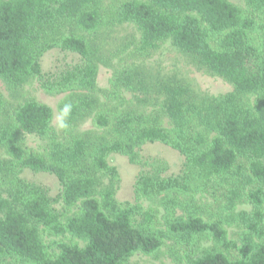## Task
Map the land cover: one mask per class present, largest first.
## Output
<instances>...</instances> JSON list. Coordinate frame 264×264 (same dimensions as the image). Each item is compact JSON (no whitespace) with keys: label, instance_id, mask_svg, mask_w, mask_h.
<instances>
[{"label":"trees","instance_id":"16d2710c","mask_svg":"<svg viewBox=\"0 0 264 264\" xmlns=\"http://www.w3.org/2000/svg\"><path fill=\"white\" fill-rule=\"evenodd\" d=\"M244 2L248 12L227 0H126L111 9L99 0H0V81L11 90L35 81L49 94H66L59 108L63 121L77 125L91 117L94 127L66 130L59 139L50 107L33 98L9 104L0 92V264H126L166 242L183 250L186 264H264V0ZM122 24L139 34L131 63L112 67L110 90L98 91L100 51L88 37ZM167 42L233 91L200 96L178 82L152 84L137 64ZM52 50L73 60L44 72L41 60ZM124 92L159 95L162 114L130 111ZM245 96L255 97L253 109L242 104ZM21 135L49 140L47 153L25 148ZM154 144L182 158L176 173L165 160L141 155ZM112 155L139 169L131 201L115 200L119 175ZM25 172L54 177L58 193L26 180ZM222 188L228 207L243 194L252 205L249 214L225 218L247 233L235 260L220 250L234 249L223 222L203 220L193 200ZM161 196L167 212L184 215L159 223L142 201ZM78 203L79 212L71 215ZM42 234H69L85 244H60L51 258ZM200 237L214 248L200 250Z\"/></svg>","mask_w":264,"mask_h":264},{"label":"rangeland","instance_id":"374dc122","mask_svg":"<svg viewBox=\"0 0 264 264\" xmlns=\"http://www.w3.org/2000/svg\"><path fill=\"white\" fill-rule=\"evenodd\" d=\"M126 0H99L100 6L104 9H111ZM244 12H248L244 0H227ZM91 38L95 46L100 51L101 61L98 64V75L96 80V88L98 91H109L111 88V80L113 76L112 67H118L124 64H130V53L139 34L135 27L131 24L113 25L103 28L97 35ZM73 60L70 54L61 53L52 50L46 53L41 60V67L44 72L53 71L56 67L62 66L64 63ZM144 75L152 84L159 81L178 82L181 85L192 89L195 94L200 96H219L233 91V87L221 78L211 76L203 69L197 68L190 58L174 48L169 42L165 43L153 58L137 64ZM0 92L9 104L21 103L28 98H33L41 104L47 105L53 111L51 128L54 130L56 137L63 135L66 130L78 131L80 133L94 131L91 124V117L82 120L77 125H70L63 121L59 112V108L66 94H49L40 90L37 83L31 82L17 90L8 89L7 86L0 81ZM102 92L97 95L102 98ZM123 97L125 106L135 113L146 115H161L162 99L159 95L152 93L145 97L138 93L124 92ZM242 104L247 108L253 109L255 104L254 96H245L241 100ZM1 118V117H0ZM160 123L163 127L169 128L167 119L162 116ZM66 135V134H65ZM60 139V137H58ZM21 141L25 148L36 154H46L49 149L50 141L35 136L21 135ZM141 155L146 158H160L167 162L170 173H176L182 163V158L177 152L166 146L154 144L146 145L141 149ZM3 151H0V160L4 159ZM111 165L117 168L119 181L114 185L115 200L118 203L131 201L133 199V185L135 178L139 172L137 166L128 162L126 157L112 155L109 158ZM23 177L28 180L40 184L48 188L52 196L59 191V185L56 179L45 174L33 175L25 172ZM104 187L109 185V181L105 178L102 180ZM225 190L222 188L193 197L194 203L199 205L202 212L199 216L205 221L219 220L223 222L224 229L227 233V239L234 245L231 251L220 249L230 260L238 258V249L243 244L244 237L247 236L246 230L242 224L238 222L226 223V217H232L238 213L252 212V205L247 201L245 194L241 196L239 201L234 203L233 207H228L224 196ZM162 196L150 201H142L143 207H149L156 211L157 221L164 222V218L178 217L184 214L180 210L175 212H167L160 204ZM181 199V198H180ZM60 207V206H59ZM79 212V203L74 207L70 214ZM69 216V215H67ZM66 218V217H65ZM253 242H260L256 237H252ZM42 242L47 253L51 258H55L59 253V245H77L84 246V241L73 238L69 234L54 237L42 234ZM264 242V237L262 238ZM198 247L200 250H212L213 243L207 237L198 238ZM183 250L172 242L166 244L155 254L145 256L140 253L130 257L126 264H186L183 259Z\"/></svg>","mask_w":264,"mask_h":264}]
</instances>
